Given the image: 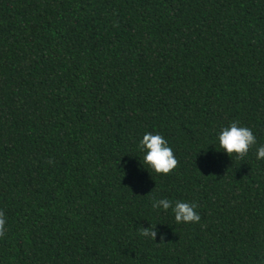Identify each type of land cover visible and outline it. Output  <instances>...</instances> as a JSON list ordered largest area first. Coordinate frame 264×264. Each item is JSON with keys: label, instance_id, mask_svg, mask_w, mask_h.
<instances>
[{"label": "trees", "instance_id": "1", "mask_svg": "<svg viewBox=\"0 0 264 264\" xmlns=\"http://www.w3.org/2000/svg\"><path fill=\"white\" fill-rule=\"evenodd\" d=\"M230 121L242 158L215 146ZM261 143L264 0H0V264H264Z\"/></svg>", "mask_w": 264, "mask_h": 264}, {"label": "clouds", "instance_id": "2", "mask_svg": "<svg viewBox=\"0 0 264 264\" xmlns=\"http://www.w3.org/2000/svg\"><path fill=\"white\" fill-rule=\"evenodd\" d=\"M256 143V136L252 129L239 124L238 121H230L226 126H221L216 133L215 146L218 147V151L229 157L232 154L241 158L246 156L249 148ZM137 148L142 153V162H139V166L147 172L151 170L154 174L166 175L177 165L171 147L159 133L145 132L139 139ZM255 154L257 160L264 159V143L256 147ZM151 207L170 211L177 224L196 223L200 220L195 202L173 201L167 197H160L152 199ZM4 223L3 214L0 213V226H3ZM138 234L143 237L156 238V226L153 227L149 224L147 227L140 226Z\"/></svg>", "mask_w": 264, "mask_h": 264}]
</instances>
